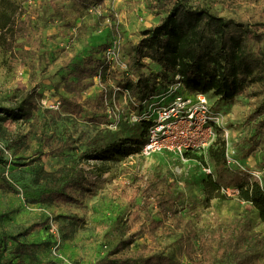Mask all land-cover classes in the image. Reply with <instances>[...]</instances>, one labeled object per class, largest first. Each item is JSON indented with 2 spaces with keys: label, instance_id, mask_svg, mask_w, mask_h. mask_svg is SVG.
<instances>
[{
  "label": "rangeland",
  "instance_id": "1",
  "mask_svg": "<svg viewBox=\"0 0 264 264\" xmlns=\"http://www.w3.org/2000/svg\"><path fill=\"white\" fill-rule=\"evenodd\" d=\"M190 2L229 17L264 19V0ZM164 14L148 10L145 0L91 6L77 0H0V148L8 159L0 163V183L6 177L13 184L0 185V234L15 235L41 223L20 237L39 245L36 254L19 256L17 242L8 240L1 244L0 264H95L114 247L118 232L135 238L120 253H164L179 264H197L200 250L194 248L192 261L184 243L202 235L218 241L244 215L264 240V220L238 198L237 188L213 197L208 175L214 166L207 156L130 152L144 132L130 119L133 109L117 89L126 69L123 53L100 75L85 79L87 87L70 84L78 81L75 75L89 58L104 60L114 42L138 41ZM28 91H35L37 106L28 116L14 117L12 110ZM208 98L221 117L218 135L226 141L229 164L249 170L264 184V144L245 156L256 125L247 116L263 96L241 93L224 100L210 91ZM110 103L119 107L120 122L107 117ZM115 145L125 147L117 151ZM94 146L104 150L99 158L82 156ZM73 162L101 177L92 190L76 189L73 201L33 202L25 196L24 187L43 189L52 183V172ZM150 180L157 181L159 193L182 196L176 215L160 212L154 198L145 200L143 189ZM257 252L256 264H264V248Z\"/></svg>",
  "mask_w": 264,
  "mask_h": 264
},
{
  "label": "trees",
  "instance_id": "2",
  "mask_svg": "<svg viewBox=\"0 0 264 264\" xmlns=\"http://www.w3.org/2000/svg\"><path fill=\"white\" fill-rule=\"evenodd\" d=\"M86 6L94 3L103 5L105 0H77ZM151 12L165 14L151 28L143 31L138 41H128L120 45V50L127 57V68L118 86L129 92L131 109L142 108V102L150 96L159 94L168 85L180 80L184 89L190 93L212 91L224 100H232L238 94L263 96L261 103L247 116L248 122H256L250 146L245 156L253 154L264 144V19L235 18L222 15L206 4L190 0H145ZM105 48V47H103ZM104 60L89 58L77 73L78 81L70 83L87 87L84 80L98 75ZM180 79H177V76ZM36 93L27 92L23 102L12 110L14 117L28 116L37 106ZM96 121L102 122L101 118ZM144 137L136 140L130 152L140 150L146 139L147 124L140 121ZM142 135V136H143ZM123 147V148H122ZM115 145L114 150L123 146ZM53 153L59 152L53 149ZM104 150L100 146L86 149L82 156L87 159L99 158ZM207 156L214 166L208 175V186L213 197H220L222 190L238 189V198L251 204L264 220V184L254 180L249 170L233 168L229 164L226 141L219 137L210 146L207 154L187 153L186 156ZM0 148V163H6ZM53 181L43 189L33 190L24 187V194L33 202L63 199H76V189L92 190L101 177L73 162L58 172H52ZM1 186L13 187L9 179L3 177ZM155 180L147 182L143 196L149 202L154 198L160 212L176 215L181 210L182 196L172 193H159ZM223 196L226 197L225 194ZM41 226L35 223L15 235L0 234L1 244L8 240L17 243L14 252L34 256L38 244L20 241L21 236ZM214 237L202 235L195 241L184 243L186 255L193 261L196 256L194 248L200 250L197 264H256L257 249L264 248V240L254 231L252 220L244 215L235 220L229 229ZM135 241L134 234L125 237L122 233L115 235V245L95 264H179V261L164 253L145 254L120 253Z\"/></svg>",
  "mask_w": 264,
  "mask_h": 264
},
{
  "label": "built area",
  "instance_id": "3",
  "mask_svg": "<svg viewBox=\"0 0 264 264\" xmlns=\"http://www.w3.org/2000/svg\"><path fill=\"white\" fill-rule=\"evenodd\" d=\"M121 55L120 46L114 42L105 50L104 64L118 60ZM125 66L127 68V63ZM177 79H180L179 75ZM117 89L129 100L127 90L120 86ZM116 105L110 103L107 107V117L113 123L122 119ZM129 112L131 120L147 124L146 139L140 148V153L145 156L162 151L182 156L187 153L206 155L216 141L221 121L209 101L208 93H190L180 80L168 85L159 94L146 98L141 109Z\"/></svg>",
  "mask_w": 264,
  "mask_h": 264
}]
</instances>
